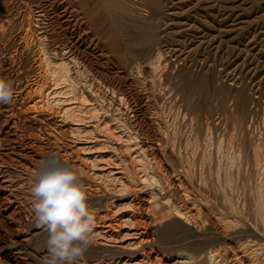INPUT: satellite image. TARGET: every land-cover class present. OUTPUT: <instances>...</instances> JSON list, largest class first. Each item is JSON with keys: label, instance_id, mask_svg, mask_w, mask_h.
<instances>
[{"label": "bare ground", "instance_id": "obj_1", "mask_svg": "<svg viewBox=\"0 0 264 264\" xmlns=\"http://www.w3.org/2000/svg\"><path fill=\"white\" fill-rule=\"evenodd\" d=\"M251 1L252 9L264 2ZM137 2L147 8L145 17L135 14V10L133 13L127 0H11L7 8L2 7L5 12L0 13V38L12 35L13 50L0 57V78L12 81L15 96L11 103L0 104V264L45 263L47 230L36 222L30 187L34 177L53 159L78 170L87 202L95 210L96 239L76 264H252L246 253L249 246L230 243L245 235L264 240V234L253 223L244 221L234 205L236 202L229 198L235 155H229L230 166L222 171V191L219 189L220 193L211 196L206 171L198 168V175L191 173V176L175 156L177 142L172 141L174 146L168 147L170 136H165L166 131L156 132L152 123L155 91L178 93L177 79L191 84L192 69L200 62L194 53L201 55L203 66L208 63L207 56L202 57L208 46L213 45L207 21L203 19L205 24L197 28L186 22L188 19L184 23L177 21L182 15L178 10L195 0ZM196 6L204 14L213 12L214 17L216 13L218 20L214 21L219 26L237 14L235 26L247 23L239 27L240 33L250 24L242 17V10L249 14V3L243 9L238 0H198ZM102 11L117 28L123 21L136 32L135 47L139 51L125 47L130 48V56L120 54L125 43L118 32L108 33L111 51L120 54L116 72L102 65L94 51L98 47L96 35H101ZM194 39L198 41L196 47ZM215 47L221 50L220 46ZM175 68L178 70L174 71ZM207 71L210 73V68L192 81L194 91L198 89L203 96L208 94L213 81ZM126 74L134 77L132 82L127 81ZM224 75L219 72L214 86L211 84L212 91L223 109L233 101L241 113L244 132L254 112L252 88L237 76L239 82L227 91L225 83H217ZM234 78L232 75L231 80ZM188 99L186 105H190ZM245 141L241 144L246 145ZM250 146L260 170L255 195L250 196L254 202L253 216L256 214L263 220L264 161L260 164L263 147L259 142ZM241 151L237 150L236 158ZM220 171L217 177L221 176Z\"/></svg>", "mask_w": 264, "mask_h": 264}, {"label": "rangeland", "instance_id": "obj_2", "mask_svg": "<svg viewBox=\"0 0 264 264\" xmlns=\"http://www.w3.org/2000/svg\"><path fill=\"white\" fill-rule=\"evenodd\" d=\"M1 1H3L1 3ZM6 5L5 0H0V9H2L0 11L1 14H4V10L5 8H7L10 3L11 0H6ZM13 1V0H12ZM127 0V4H129L128 6L132 8L133 13L135 12V14H139L141 17H145L144 14L147 13V8L145 6L139 5L137 4V0L136 1H129ZM194 1V0H192ZM198 0H195V3H191V2H186L185 3V8L184 6H182L181 9L178 10V12H180L182 15H180L181 17L177 18V21L180 23H184L187 19L186 22H191V24L195 25V27L197 28L198 26H200L201 24H205L206 21V27L209 29V38H212L211 42L213 43L212 46H208L209 49L208 52H205L203 54L202 57L207 56L208 63H206L204 66L202 65L203 62L201 61V55L196 52L194 54H196L195 58L197 57V62L198 63V67L195 66L192 71H193V79H190L189 81L191 82V84L188 82H185L181 79H177L178 82H176V90L179 93H176L175 91L172 93L168 92H161L159 89L158 91H155V93H157V101L155 104V115L153 116V127L156 130V132H158V130H161L162 132H165V136H170L169 138L167 137V140L170 141V145H168V147L170 146H174L172 144H174L173 142H177L174 147L175 148V156H177L178 160H180V165L184 166L185 168H187V170L189 171V174L192 176V174L198 175L199 171L204 169V171H206V181H207V187L208 190L210 191L209 193L212 194L211 196H214L215 193H220L222 191V181L224 179L223 177V170L224 168H226V166H230L229 162H228V158L230 157H234L236 158V154H238V151H241L239 156L237 155V158L235 160V158L232 160L235 163H231V168H233V175H232V187L228 189V194H229V198L232 200V202H236L234 203L236 209L238 208L237 212L240 216H242V218H244V221L247 224H252V226H256V228L259 230L260 233L264 234V225H262L264 223V219L261 220L262 218L258 217L256 214L255 216H253L254 214V202L253 199L251 197H254L253 194L255 193V189L257 186V182L260 179V176H258L260 174V170L258 168V164L254 159L253 156V148L252 146H250V143H256L261 144V165L264 161V2L263 5H261L258 9L255 7L252 9L253 5L251 0H238V3L241 4V6L243 7V9L247 8L248 3V10L249 14L248 17H245L247 15L244 14L245 10L243 11V15L244 16L243 19L248 20V22L250 24H248V28L246 30H242L243 32L240 33L239 31L241 30V28H239L240 26H244L247 23H239L236 26L238 27V30L236 29L237 27L235 26L236 23L234 22H238V18L237 14H235L232 18V16L230 17V19L227 22L222 23V25L219 24L214 21V19L216 18L218 20V18L216 17L217 15L214 14L213 12H209L208 14L204 12H199V8L197 9L196 6V2ZM248 1V2H247ZM132 4H131V3ZM135 3V4H133ZM2 4H4L3 6H1ZM187 5V6H186ZM247 5V6H246ZM5 8H2L4 7ZM7 6V7H6ZM133 6V7H132ZM196 6V9H194ZM263 6V7H262ZM140 7V8H139ZM192 8L194 10H192ZM135 10V11H134ZM138 10V11H137ZM185 10V11H184ZM192 12H191V11ZM259 12H257V11ZM3 11V13H2ZM140 11V12H139ZM251 11V12H250ZM183 12V13H182ZM197 12V13H196ZM253 12V13H252ZM190 13V14H189ZM201 13V14H200ZM238 13V12H237ZM247 13V12H246ZM251 13V14H250ZM0 14V15H1ZM185 14H189V15H185ZM207 14V15H206ZM210 14V16H209ZM257 14V15H256ZM101 18L103 21V24L101 23V35L97 36L95 38V41H97L98 47L96 49H94V51L96 52V54L98 55V59L99 62L104 65L105 67H111L108 68L113 72H116V70H119L118 65H117V60L120 57V54H122L123 52V56H130V48H134L136 46V32L134 30V28L129 27L127 24H125L123 21L119 22V27L117 28L114 23H112L109 19V17L107 16V13L105 12H101ZM202 15H204L202 17ZM262 15V16H261ZM2 16V15H1ZM0 16V17H1ZM189 16V17H188ZM199 16V17H198ZM207 16V17H206ZM147 17V16H146ZM188 17V18H187ZM193 17V18H192ZM196 17V18H194ZM237 17V18H236ZM259 17V18H258ZM232 18V20H231ZM257 18V19H256ZM205 20V23L203 22ZM207 19V20H206ZM241 19V21L243 20ZM259 19V20H258ZM263 19V20H261ZM108 20V21H107ZM191 20V21H189ZM203 20V21H202ZM253 20V21H252ZM240 21V19H239ZM209 22V23H208ZM260 22V23H259ZM113 24V25H112ZM226 24V25H225ZM234 24V25H232ZM257 24V25H256ZM263 24V25H262ZM122 25V26H121ZM255 25V26H254ZM112 26V27H111ZM212 28H211V27ZM224 26V28H223ZM129 27V28H127ZM187 26H184V28ZM236 27V28H235ZM120 28V29H119ZM123 28V29H122ZM195 28V29H196ZM224 30H223V29ZM235 28V29H234ZM257 28V29H256ZM178 29V28H176ZM217 29V30H216ZM259 29V30H258ZM105 30V31H104ZM112 30V31H111ZM115 30V31H114ZM131 30V31H130ZM220 30H223L222 33L220 32ZM226 30V31H225ZM229 32H228V31ZM257 30V31H256ZM110 31V32H109ZM130 31V32H129ZM235 31V32H234ZM106 32V33H105ZM113 32H118V35H120V39L122 41V43L124 44V46H122L123 48L121 49V53H116V51H111V47H110V43L108 40V37L110 33ZM109 33V34H108ZM220 33V34H219ZM240 33V34H239ZM15 34V33H14ZM228 34V35H227ZM223 35V36H222ZM236 35V36H235ZM240 35V36H239ZM243 35V36H242ZM257 35V36H254ZM7 35L5 38H0V57L3 58L4 52L7 53L9 51H12L13 49L11 48V37L12 35ZM124 37V38H123ZM129 37V38H128ZM236 37V38H235ZM263 37V38H262ZM126 38V39H125ZM214 38V39H213ZM8 39V40H7ZM132 39V40H131ZM218 39V40H217ZM236 41H235V40ZM102 40V41H101ZM127 40V41H126ZM234 40V41H233ZM238 40V41H237ZM263 40V41H262ZM6 41V42H4ZM9 41V42H8ZM216 41V42H213ZM197 39L195 41L194 39V46H197ZM220 42V43H218ZM224 42V43H223ZM260 42V43H259ZM6 43V44H5ZM217 43V44H216ZM240 43V44H239ZM247 43V44H246ZM220 44V45H219ZM224 44V45H223ZM127 45V46H126ZM134 45V46H133ZM215 45L220 46L221 50H218V48L215 47ZM130 47V48H125V47ZM214 46V48H212ZM221 46H224L223 48ZM247 46V48H246ZM8 47V48H7ZM101 47V48H100ZM99 48V49H98ZM138 48V47H137ZM136 47L134 48L136 52H138L139 48L137 49ZM219 48V49H220ZM254 48V49H253ZM256 48V49H255ZM8 49V50H7ZM216 49V50H215ZM238 49V50H237ZM263 49V50H262ZM218 50V51H217ZM223 50V52H222ZM240 51V52H239ZM263 53H262V52ZM147 52V51H146ZM145 52V53H146ZM235 52V53H234ZM237 52V53H236ZM260 52V53H259ZM216 53V54H215ZM243 53V54H241ZM262 53V54H261ZM104 54V55H103ZM115 54V55H114ZM257 54V55H256ZM119 55V56H118ZM200 55V56H198ZM205 55V56H204ZM226 55V56H225ZM232 55V56H231ZM254 55V56H253ZM258 57V58H257ZM0 58V59H2ZM112 58V59H111ZM255 58V59H254ZM211 60V61H209ZM225 60V61H224ZM232 60V61H231ZM236 60V61H235ZM240 60V61H239ZM222 61V62H221ZM107 62V63H106ZM211 62V63H210ZM218 62V63H217ZM221 62V63H220ZM223 63V64H222ZM212 66H211V65ZM226 64V65H225ZM116 65V66H115ZM180 66H182L180 64ZM179 66V67H180ZM200 67V68H199ZM204 67V68H203ZM235 67V68H234ZM203 68V69H202ZM214 72L212 73L210 71V73H208V71L206 73H208V76L211 78V80L213 79V81L210 83V88L208 89V94L204 95L201 92L194 91L195 86L194 84H192V81L194 82V79L196 80L200 75H202V73L205 74L204 71H206L207 69H209ZM213 68V69H212ZM174 69V68H173ZM178 70L177 68H175L174 71ZM214 70V71H213ZM220 70V71H219ZM241 70V71H240ZM248 70V71H247ZM217 71V72H216ZM225 71V72H224ZM219 72H223L225 75L223 77V79H218L217 83L219 84H224L225 85V89L230 91L229 87H233L236 86L234 85V83L237 84V82H239L237 79H239V77L241 78V80L243 79V81L251 86L252 90H251V94L254 98V102L252 103L254 112L251 114V116L248 118V122L245 126V134L244 132H242V123L243 122L241 120V113L239 111V109H237V107H235L233 105V101H229L228 104L226 105V107L223 109L220 107V105L218 104L219 102V97L217 95H215V93L212 91L213 90V86H214V82L216 81V77L219 74ZM212 73V74H211ZM218 73V74H217ZM230 73V74H229ZM253 73V74H252ZM203 74V75H204ZM198 75V77L196 76ZM227 75V76H226ZM228 75H231L230 79L228 78ZM232 75L235 76V80H231ZM127 81L128 82H132L134 77L126 74ZM195 76V78H194ZM239 76V77H237ZM227 77V78H226ZM237 77V79H236ZM252 77V78H251ZM261 77V78H260ZM224 80V81H223ZM222 81V82H221ZM235 81V82H232ZM248 81V82H247ZM185 82V83H184ZM187 83V85H185ZM230 83V84H229ZM232 83V84H231ZM254 83V84H253ZM188 84L190 85V87L188 86ZM213 86H212V85ZM194 87H193V86ZM253 85V86H252ZM256 85V86H255ZM180 88H179V87ZM184 87V88H183ZM188 87V88H187ZM187 88V89H186ZM191 88V89H190ZM182 89V90H181ZM261 89V90H260ZM180 90V91H179ZM190 90V91H188ZM192 90V91H191ZM188 92L187 95L186 93ZM194 94H192V93ZM159 93V95H158ZM163 93V94H161ZM172 94V95H171ZM177 94V95H176ZM192 94V96H191ZM163 95V98H162ZM175 95V96H174ZM185 95V96H184ZM184 96V97H183ZM168 97V98H167ZM170 97V98H169ZM178 97V98H177ZM189 99H188V98ZM190 100V105H186V99ZM180 99V100H179ZM192 99V100H191ZM187 100V101H188ZM193 101V102H192ZM161 102V103H160ZM183 102V103H182ZM181 106H180V104ZM193 103V104H191ZM159 104V105H158ZM175 104V105H174ZM178 105V106H177ZM183 105H185L183 107ZM196 106V107H195ZM215 107V108H214ZM161 108V109H160ZM171 108V109H170ZM187 108V109H186ZM220 108V109H219ZM229 109V110H228ZM191 110V111H190ZM160 117H159V116ZM178 115V116H177ZM164 117V118H163ZM169 117V118H168ZM184 118V119H183ZM172 119V120H171ZM220 119V120H219ZM222 119V120H221ZM155 120V121H154ZM218 121V122H217ZM221 121L223 123H221ZM240 121V122H239ZM156 122V124H155ZM161 122V123H160ZM217 122V124H216ZM240 123V124H239ZM155 124V126H154ZM167 126H166V125ZM175 124V125H173ZM219 124V125H218ZM159 125V126H158ZM191 125V126H190ZM159 128H158V127ZM216 126V128H214ZM249 126V128H248ZM157 127V128H155ZM168 127V128H167ZM210 127V128H209ZM239 127V128H238ZM163 128V129H162ZM166 129V130H165ZM209 129V130H208ZM248 130V134H247V130ZM169 132H168V131ZM215 130V131H213ZM240 130V131H239ZM161 131H159L161 133ZM175 133H174V132ZM158 132V133H159ZM207 132V133H206ZM212 132V133H211ZM214 132V133H213ZM157 133V134H158ZM168 133V134H166ZM210 133V134H209ZM243 134L240 135V134ZM178 134V135H176ZM207 135V136H206ZM206 136V137H205ZM213 136V137H212ZM235 138H234V137ZM209 137V138H208ZM177 138V139H176ZM193 138V139H192ZM195 138V139H194ZM208 138V139H207ZM217 138V139H216ZM223 138V139H222ZM226 138V139H225ZM237 138V139H236ZM189 139V140H187ZM200 139V140H199ZM212 139V140H211ZM232 139V140H231ZM247 139H250L247 140ZM176 140V141H175ZM196 140V142H195ZM206 142L204 144V141ZM247 140V141H245ZM255 140V142H254ZM259 140V141H258ZM167 141V142H168ZM173 141V142H172ZM183 141H187V142H183ZM201 141V143L198 142ZM209 141V142H208ZM245 141V144H241L242 142ZM258 141V142H257ZM203 142V143H202ZM208 142V144H207ZM220 142V143H219ZM233 142V143H232ZM181 143V144H180ZM185 143V144H184ZM215 145H214V144ZM222 143L223 147H222ZM227 143V144H226ZM169 144V142H168ZM196 144V145H195ZM199 144V145H198ZM204 144V145H203ZM207 144V145H206ZM233 144V146H231ZM249 144V145H248ZM187 145V146H186ZM212 145V146H211ZM219 147H218V146ZM221 145V146H220ZM236 145V146H235ZM181 146V147H180ZM184 146V147H183ZM195 146V147H194ZM199 146V147H198ZM204 146V147H202ZM217 146V147H216ZM230 146V147H229ZM239 148H236V147ZM194 147V148H193ZM202 147V148H201ZM216 147V148H215ZM229 149H228V148ZM184 148V150H183ZM201 148V150H199ZM235 148V149H234ZM187 149V150H186ZM196 149V150H195ZM216 149H219V151H217ZM224 151H223V150ZM226 149V150H225ZM221 150V151H220ZM231 152H229V151ZM235 150V151H234ZM246 150V151H245ZM179 151V152H178ZM188 151V152H187ZM195 151V152H194ZM198 154H197V152ZM200 151V152H199ZM213 151V152H212ZM234 152V153H233ZM170 153V151H169ZM209 153V154H207ZM233 153V154H232ZM236 153V154H235ZM212 154V155H211ZM231 154V155H230ZM181 155V156H180ZM209 155V156H208ZM221 155V156H220ZM225 155V156H223ZM230 155V157H229ZM246 156V157H245ZM181 157V158H180ZM189 157V161L188 160ZM221 157V158H220ZM223 157V158H222ZM227 157V159H226ZM238 157H240L238 159ZM180 158V159H179ZM196 158V159H195ZM184 159V160H183ZM187 159V160H186ZM226 159V160H225ZM238 159V160H237ZM223 160V161H222ZM235 160V161H234ZM242 160V161H241ZM183 163H182V162ZM202 161L204 162V165L202 163ZM213 161V162H212ZM222 163H221V162ZM193 162V163H192ZM195 162V165H194ZM224 162V164H223ZM226 162V163H225ZM212 163V164H210ZM228 163V164H227ZM239 163V164H238ZM254 163V164H253ZM208 164V165H207ZM221 164V165H220ZM227 164V165H226ZM236 164V165H235ZM256 164V165H255ZM264 164V163H263ZM205 167H203V166ZM207 165V166H206ZM219 165V166H218ZM240 165V166H237ZM188 166V167H187ZM191 166H193L191 168ZM197 166V167H196ZM201 166V167H200ZM224 166V167H223ZM264 166V165H263ZM190 167V169H189ZM240 167V168H239ZM257 167V169H256ZM200 170H199V169ZM239 168V169H237ZM248 168V169H247ZM256 170H255V169ZM197 169V170H196ZM220 171V175L219 177L217 172ZM237 169V171L235 170ZM212 170L213 174H210ZM196 171V172H194ZM240 171V172H238ZM256 171V173H255ZM210 172V173H209ZM222 172V173H221ZM192 173V174H191ZM237 175H236V174ZM246 173V174H245ZM239 174V175H238ZM208 175V176H207ZM217 175V176H216ZM216 176V177H215ZM237 176H239L237 178ZM213 177V179H212ZM221 177V178H220ZM247 177V178H246ZM251 177V178H250ZM259 177V178H257ZM218 178V179H217ZM257 178V179H256ZM215 180V181H214ZM221 182H220V181ZM236 182H235V181ZM213 181V182H212ZM239 181V182H238ZM257 181V182H256ZM211 182V183H210ZM219 182V184H218ZM238 182V183H237ZM213 183V184H212ZM245 184V185H244ZM218 185V186H217ZM234 185V186H233ZM241 185V186H240ZM255 186V187H254ZM222 187V188H220ZM238 187V188H237ZM244 187V188H243ZM217 188V189H215ZM233 188V189H232ZM215 189V190H214ZM221 189V191L219 190ZM251 189V190H250ZM233 190V191H232ZM230 191V192H229ZM244 192V193H243ZM234 193V194H232ZM247 194V195H246ZM247 197H246V196ZM252 195V196H251ZM255 195V194H254ZM251 196V197H250ZM249 197V198H248ZM239 200V201H238ZM252 200V201H251ZM243 202V203H242ZM248 202V203H247ZM240 203V204H239ZM242 203V204H241ZM245 203V204H244ZM244 205V206H243ZM238 206V207H237ZM257 216V217H256ZM257 218V219H255ZM258 220V221H257ZM263 221V222H262ZM260 224V226H259ZM254 226V227H255ZM245 235V234H244ZM250 238H248V237ZM245 237V239H244ZM252 237V238H251ZM250 239V240H248ZM235 240V241H234ZM232 242H230L231 244H236V246H240L242 247L243 245L247 247V255L248 259L251 260L252 264H264V240H260L259 236H249V235H245L237 239H234ZM252 240V241H251ZM253 240L257 241L254 242ZM238 241V242H237ZM245 241V242H244ZM249 241V243H248ZM263 243H262V242ZM236 242V243H235ZM240 242V243H239ZM256 243V245H254V243ZM262 245H260L261 243ZM244 243V244H242ZM248 243V244H247ZM252 246H250L251 244ZM242 244V246H241ZM250 244V245H249ZM254 245V246H253ZM260 246V249H258ZM251 247V248H250ZM257 247V248H256ZM258 249V250H257ZM250 250V251H249ZM256 250V251H255ZM262 250V251H261ZM254 256V257H253ZM257 259V260H256ZM259 259V260H258ZM263 260V261H262ZM36 264H42V262H36ZM45 264V263H44Z\"/></svg>", "mask_w": 264, "mask_h": 264}, {"label": "clouds", "instance_id": "obj_3", "mask_svg": "<svg viewBox=\"0 0 264 264\" xmlns=\"http://www.w3.org/2000/svg\"><path fill=\"white\" fill-rule=\"evenodd\" d=\"M14 96L12 81L0 78V104ZM30 193L36 222L47 230L45 264H76L96 239L97 223L78 170L53 159L31 181Z\"/></svg>", "mask_w": 264, "mask_h": 264}]
</instances>
